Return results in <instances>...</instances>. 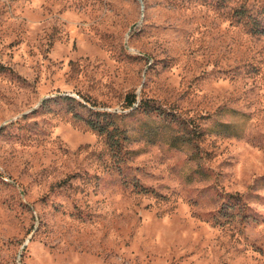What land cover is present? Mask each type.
Listing matches in <instances>:
<instances>
[{"label": "rangeland", "instance_id": "374dc122", "mask_svg": "<svg viewBox=\"0 0 264 264\" xmlns=\"http://www.w3.org/2000/svg\"><path fill=\"white\" fill-rule=\"evenodd\" d=\"M0 264H264V0H0Z\"/></svg>", "mask_w": 264, "mask_h": 264}, {"label": "trees", "instance_id": "16d2710c", "mask_svg": "<svg viewBox=\"0 0 264 264\" xmlns=\"http://www.w3.org/2000/svg\"><path fill=\"white\" fill-rule=\"evenodd\" d=\"M62 100L68 101V102H72L74 101L73 98L67 96V97H62ZM137 102V98L136 95L134 93L131 94H127L125 97V106L126 108H130L132 110V112H138V111H144L146 114L149 113H156L158 116L161 115L162 113H164V110H162L161 107H156V106H152L150 105L147 101H142L140 102L139 105H137V107H135V104ZM78 104V109H86V104H81L79 102H77ZM72 113H74V116L78 119H83L81 118V113H79L77 110H75V108H72ZM90 118L86 119L85 122L88 125V127L96 132H98L99 134H104L107 136L108 138V142L110 143V146L116 147V145H118V141L117 138L116 141L113 142L114 135L113 132L117 129H119V126H117L118 128H114L116 126H114V122L113 119L114 117H116V115L114 114H110L107 112H94L91 111ZM93 114H95L98 118H92L91 116H93ZM99 116H102V119L99 118ZM121 128H125L123 129L124 132H127V128L126 125L121 126ZM113 131V132H112Z\"/></svg>", "mask_w": 264, "mask_h": 264}]
</instances>
